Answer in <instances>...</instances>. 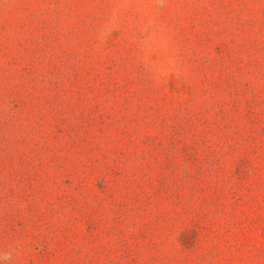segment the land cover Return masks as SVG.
<instances>
[{
    "label": "rangeland",
    "instance_id": "1",
    "mask_svg": "<svg viewBox=\"0 0 264 264\" xmlns=\"http://www.w3.org/2000/svg\"><path fill=\"white\" fill-rule=\"evenodd\" d=\"M0 264H264V0H0Z\"/></svg>",
    "mask_w": 264,
    "mask_h": 264
},
{
    "label": "clouds",
    "instance_id": "2",
    "mask_svg": "<svg viewBox=\"0 0 264 264\" xmlns=\"http://www.w3.org/2000/svg\"><path fill=\"white\" fill-rule=\"evenodd\" d=\"M2 259H8V257L7 256H4V257H2Z\"/></svg>",
    "mask_w": 264,
    "mask_h": 264
}]
</instances>
